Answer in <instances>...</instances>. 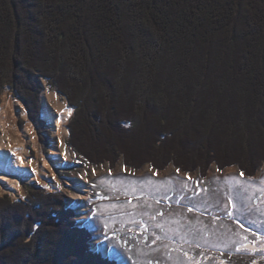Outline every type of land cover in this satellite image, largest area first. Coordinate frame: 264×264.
Returning a JSON list of instances; mask_svg holds the SVG:
<instances>
[{
    "label": "trees",
    "instance_id": "obj_1",
    "mask_svg": "<svg viewBox=\"0 0 264 264\" xmlns=\"http://www.w3.org/2000/svg\"><path fill=\"white\" fill-rule=\"evenodd\" d=\"M40 80L73 110L85 165L253 177L264 162V0H0V97L41 135ZM74 208L38 187L0 198V264H116Z\"/></svg>",
    "mask_w": 264,
    "mask_h": 264
},
{
    "label": "rangeland",
    "instance_id": "obj_2",
    "mask_svg": "<svg viewBox=\"0 0 264 264\" xmlns=\"http://www.w3.org/2000/svg\"><path fill=\"white\" fill-rule=\"evenodd\" d=\"M40 90L39 108L46 91L54 117L71 111L62 143L69 158L56 164L52 180L45 185L24 183L23 195L13 198L0 192V198L26 202L27 187L61 195L67 206L75 207L76 226L90 231L89 252L93 254V245L101 243V251L94 254L116 264H264V162L253 177H244L236 167L220 171L214 164L204 177L172 165L161 171L149 165L125 169L121 163L112 169L107 164L88 166L67 143L73 116L67 100L44 80H40ZM3 93L21 100L8 87ZM41 111L44 131L40 135L26 109L41 149L48 155L55 138ZM24 124L19 120L20 128ZM30 155L34 158L35 153ZM81 180L89 190L85 200L78 197ZM236 246L238 255L224 261Z\"/></svg>",
    "mask_w": 264,
    "mask_h": 264
},
{
    "label": "bare ground",
    "instance_id": "obj_3",
    "mask_svg": "<svg viewBox=\"0 0 264 264\" xmlns=\"http://www.w3.org/2000/svg\"><path fill=\"white\" fill-rule=\"evenodd\" d=\"M49 99L51 95L44 91L41 96V115L55 138L48 147V155H45L23 102L19 98H13L10 93H2L0 100V192L2 194L17 198L23 195L24 183L45 185V181L52 180L56 164L69 158L68 154L62 151V143L68 133L66 124L71 111L66 110L60 116L54 117L48 106ZM19 120L25 121L22 128L18 125ZM31 152L35 153L34 158L30 155ZM79 185L78 197L85 200L89 196V190L84 180L79 181ZM100 246L101 243L93 245L95 248L93 252L101 251ZM106 249L104 248L103 252Z\"/></svg>",
    "mask_w": 264,
    "mask_h": 264
},
{
    "label": "flooded vegetation",
    "instance_id": "obj_4",
    "mask_svg": "<svg viewBox=\"0 0 264 264\" xmlns=\"http://www.w3.org/2000/svg\"><path fill=\"white\" fill-rule=\"evenodd\" d=\"M235 249H236V250H234V252H232V253L229 254L227 257H225L224 259L222 258V259H223L224 261H226V260H228V259L231 258V257H235V256H237V255H238L237 252L239 251L238 248H237V246H236Z\"/></svg>",
    "mask_w": 264,
    "mask_h": 264
}]
</instances>
